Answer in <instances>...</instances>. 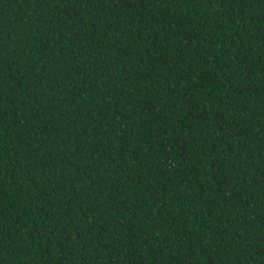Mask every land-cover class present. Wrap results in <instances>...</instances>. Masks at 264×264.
<instances>
[{
    "label": "trees",
    "instance_id": "trees-1",
    "mask_svg": "<svg viewBox=\"0 0 264 264\" xmlns=\"http://www.w3.org/2000/svg\"><path fill=\"white\" fill-rule=\"evenodd\" d=\"M0 264H264V0H0Z\"/></svg>",
    "mask_w": 264,
    "mask_h": 264
}]
</instances>
